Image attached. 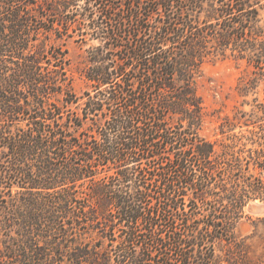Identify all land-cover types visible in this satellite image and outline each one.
I'll return each mask as SVG.
<instances>
[{
	"label": "trees",
	"instance_id": "1",
	"mask_svg": "<svg viewBox=\"0 0 264 264\" xmlns=\"http://www.w3.org/2000/svg\"><path fill=\"white\" fill-rule=\"evenodd\" d=\"M227 56L264 79V0H0V264H264V101L201 134Z\"/></svg>",
	"mask_w": 264,
	"mask_h": 264
},
{
	"label": "rangeland",
	"instance_id": "2",
	"mask_svg": "<svg viewBox=\"0 0 264 264\" xmlns=\"http://www.w3.org/2000/svg\"><path fill=\"white\" fill-rule=\"evenodd\" d=\"M69 48L72 65L75 67L84 66L87 61L86 49L88 45L80 46L74 39L66 41ZM253 66L246 59L237 56L221 57L208 61L202 67L197 76V91L202 97L206 117L201 129V134L210 139L222 138L220 122L226 115L233 116L238 110L251 112L254 106L264 101V79L259 81L255 89L244 91L245 81L253 77ZM75 90L81 94L87 88L86 81L78 72H75ZM258 101H255V99ZM240 132V128L235 130ZM254 205H263L264 200H250L244 207V214L237 225V231L242 236H251L247 242L259 256L264 258V208L254 211Z\"/></svg>",
	"mask_w": 264,
	"mask_h": 264
},
{
	"label": "water",
	"instance_id": "3",
	"mask_svg": "<svg viewBox=\"0 0 264 264\" xmlns=\"http://www.w3.org/2000/svg\"><path fill=\"white\" fill-rule=\"evenodd\" d=\"M263 208H264L263 205H254V206L252 207V209H253L254 211H260V210H262Z\"/></svg>",
	"mask_w": 264,
	"mask_h": 264
}]
</instances>
